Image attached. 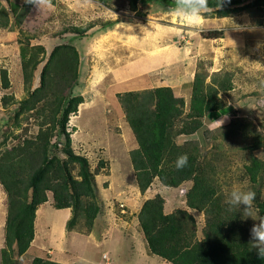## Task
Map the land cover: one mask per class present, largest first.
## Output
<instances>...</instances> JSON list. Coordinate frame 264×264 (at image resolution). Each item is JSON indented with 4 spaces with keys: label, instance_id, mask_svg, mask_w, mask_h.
<instances>
[{
    "label": "rangeland",
    "instance_id": "rangeland-1",
    "mask_svg": "<svg viewBox=\"0 0 264 264\" xmlns=\"http://www.w3.org/2000/svg\"><path fill=\"white\" fill-rule=\"evenodd\" d=\"M15 1L22 2V0ZM111 6L107 7L96 0H56V3H51L42 9L31 7L21 28L26 32L30 44H42L45 51L43 57L39 55L41 60L34 68L28 88H24L21 73L17 71L8 73L10 84L7 88L1 86L0 79V152L21 144L25 138H33L39 121L47 116L49 109V105L42 102L38 108L45 109L44 114L40 115L39 111H22L15 115L19 104L10 99L3 102L2 95L9 94L18 101L27 95V91L39 86L40 72L52 46L69 42L81 54L80 58L82 57V61L79 59L78 64V70L81 65L78 83L72 86L74 94H80L88 81L98 77V74H94L93 65L101 69L106 62H112V65L119 62L130 68L133 67V74L123 73L122 67L119 75L132 81L135 86L142 85L147 80L149 84H153L151 82L154 81L159 84L156 86H168L164 85L165 79L172 77L177 80L174 89L181 88L182 91H186L185 96L182 97L185 105L182 113L173 123L172 133L176 147L175 155L169 159L176 165L179 156L187 154L192 157L195 174L202 186L211 192L213 199H226L227 193L234 187L251 189L256 193V199L253 201L250 213L253 217L259 218L255 202L264 196V5L261 8L252 6L226 15H221L220 9H211L203 14L201 24L195 27L179 18L175 12L176 6L168 7L156 3L138 5L137 9L133 10L126 0H112ZM137 10L140 12L146 10L147 14L138 17ZM107 20H116V22L112 26L101 28L100 23ZM89 23L92 26L84 35L72 38L71 30ZM12 41V45L16 43V31ZM6 42L10 47L8 42H11V39H7ZM16 51L17 49L14 48L12 52L3 54L0 50V69H7L8 66L18 62L19 56ZM89 67L93 71L91 68L89 71ZM195 73L203 78L205 87L212 94L211 99H216L219 108L208 112L202 118V125L192 130L188 102ZM101 81L100 78L97 83ZM115 87L121 89L123 86ZM174 89L172 88L173 92ZM140 90L143 89L131 91ZM124 91H128L127 88L118 93ZM118 93H113L112 87L108 89L103 86L83 94L89 99L101 96L104 102L114 103L118 101ZM88 107L90 105L83 109L79 108L76 116L73 113L68 115L67 130L72 131L71 124L76 127L73 149L88 159L90 170L94 174L93 185L96 187V193L98 192L97 201L105 206L106 201L102 195L109 189L108 173L98 171L97 163L100 155L96 150L87 151L83 147L85 143L78 140V136L85 135V130L89 128L86 124L90 116ZM217 120H223L221 127L218 126ZM114 139L113 144L120 149L121 140L117 137ZM53 149L49 147L50 155L64 156L60 150ZM251 157L259 159L262 164L257 181L253 183L249 180L244 167L245 164H249ZM76 168L71 170L73 174ZM124 175L127 176L128 172ZM194 182V178H190L182 180L177 185L167 186L158 176H154L149 184L150 193L162 196L164 204L165 201L168 204L167 208L171 202L174 207L170 204L169 209L172 211L187 208L186 197L192 190ZM47 196L48 202L43 205L48 210L46 217L49 227L45 232L46 238L43 243L45 250H49L47 254H53V249L56 251L67 249L69 254L78 256L76 258L70 255L74 264H90L89 262L102 264L100 255L106 248L107 241L98 239L100 245H95L91 239H86L85 235L67 228L66 210L50 205L52 202L50 191H47ZM6 200V193L0 184V248L4 242ZM122 202L119 197H113L108 206L118 214H126L127 210ZM241 208L243 210V206ZM164 211L167 210L164 208ZM190 212L203 213L199 210H190ZM243 214L247 216L244 210ZM247 218L252 222V226L258 222L252 217ZM202 222L203 220L197 221L199 226ZM81 229L84 227L82 226ZM113 232H115L114 238L118 240L117 249L119 247L120 251L112 264H125L127 260L129 263L135 261V254L139 253L141 244L138 245L136 241L133 243L124 231L113 229ZM74 237L79 239L72 246L70 243ZM131 245L136 251L130 258L128 250ZM33 249L31 247L26 251L28 253L21 255L19 263L29 264L31 255L38 251L37 249L34 252ZM105 254L111 264L109 254L107 252Z\"/></svg>",
    "mask_w": 264,
    "mask_h": 264
},
{
    "label": "trees",
    "instance_id": "trees-1",
    "mask_svg": "<svg viewBox=\"0 0 264 264\" xmlns=\"http://www.w3.org/2000/svg\"><path fill=\"white\" fill-rule=\"evenodd\" d=\"M96 1L112 7V0ZM126 1L133 10L138 5L156 3L176 6V0ZM51 3H56V0H51ZM208 5V10L220 9L219 13L226 15L252 6L261 8L264 0H226L221 7L219 0H208ZM31 6L24 0L20 3L0 0V28L17 32L24 88H28L34 68L41 60L39 55L43 57L45 51L42 44H30L21 28ZM137 13L138 17H144L147 11L137 10ZM115 22L107 20L100 25L105 28ZM91 26L89 23L71 30L72 38L81 37ZM79 59L78 50L72 43L56 44L41 69L39 86L27 91V95L18 101L9 94L1 97L3 102L10 99L19 104L15 115L22 111L44 114L45 109L38 108L42 102L48 104L49 109L47 116L39 121L33 138H25L21 144L0 152V184L7 198L0 264H21L19 257L27 251L34 236L35 210L47 200V191L51 192L55 208L70 207L71 215L66 221L69 229H81L83 226L89 230L100 211L89 161L86 156L74 151L71 131L67 130L68 115L76 113L78 104L83 101L80 94L72 93V86L78 83ZM0 79L1 86L7 88L10 82L5 68L0 69ZM211 95L203 78L195 73L188 102L192 130L202 125V118L208 112L219 108ZM117 98L138 143L129 156L139 190L144 192L154 176L167 186L190 178L195 180L194 193L192 188L186 197L187 208L166 213L164 198L159 194L142 202L137 217L151 253L173 264H264V259L258 257L250 242L252 222L243 214L242 208L225 203L226 199L211 197V192L202 186L195 174L192 157L188 156L187 166L182 169H177L169 159L175 155L173 123L184 109V99L175 96L170 86L128 90L118 93ZM49 147L60 150L64 156L50 155ZM249 161L244 167L253 183L257 181L262 164L255 157ZM75 167L73 174L71 170ZM255 206L259 217L264 216V196L255 202ZM189 210L204 213L200 237L197 236V220ZM29 264L64 263L47 256H33Z\"/></svg>",
    "mask_w": 264,
    "mask_h": 264
},
{
    "label": "crops",
    "instance_id": "crops-1",
    "mask_svg": "<svg viewBox=\"0 0 264 264\" xmlns=\"http://www.w3.org/2000/svg\"><path fill=\"white\" fill-rule=\"evenodd\" d=\"M1 32L5 34H2ZM14 35H15V30L0 28V46H1L0 50L2 51L3 54H6L7 52L10 53L14 50V48H16L17 51L15 53L19 56V48H17L18 47L17 41H16L17 44L14 43L16 45L14 44L12 45L13 43L12 40L14 39ZM16 38H17V32H16ZM7 39H11V42H8V45H11L10 47L7 46V42H6ZM80 55L81 54H79V56ZM80 59L82 61V57ZM93 67L95 70L94 74H98V77L96 79H93L92 81H88V84H85V89L82 92H80L83 101L78 104L76 113H73L76 116L79 108L82 107L83 109L85 106L90 105V107H88L89 109L88 111H90L88 113H90V116H88L86 123L87 125H89V128L85 130L86 131L85 135H80L78 136L79 139L78 138L76 139L85 143L83 146L84 149H87V151L89 152L96 150V153L100 155V158H98L99 163L96 162L97 164H99L98 171L100 170L99 172L108 173V177L110 179V185H109V189L106 192H104V194L102 195L104 201H106V204L105 206H102L100 204L101 207L100 211L98 215L95 217L92 227L89 230H85V228L84 229L73 228L74 229L73 232H76L81 235H85L86 239H91V241L94 242L95 245L96 244L100 245L98 239L106 240L107 245L106 248L102 250L101 255L107 252L111 258L110 259L111 264L112 261L116 260V255L117 254L119 255L118 252L120 251L119 247L117 249L118 240L114 238L115 232H113V229H118L126 232L127 238H130V240L133 241V243L136 241L138 245L141 244V249L139 250V253L137 252L135 254V261L132 260V262L129 263V261L127 260L125 264H173L167 261L166 259H163L161 256L151 253L147 241L145 240L143 232L140 228L137 214L142 205V202L147 198L153 197L155 194L150 193L151 186H148L144 192H141L135 182V176L133 172V166L130 161L129 151L137 148L138 143L129 123L125 119V115L123 113L121 106L119 105V102L118 101L114 103H112L111 101L104 102L101 96L91 97L89 99L83 94L84 92H90V90H94V89L96 90L102 88L103 86L107 87L108 89L112 87L113 93H118L120 91H123L124 88H127V90L146 89V88L154 87L159 84L155 83L154 81L151 82L153 84H149L150 82L147 80L144 82V84L142 85L136 84L137 86H135L132 81H128L127 78L119 75V70L122 69V67H123V73L125 72L126 74H133V70H132L133 67L130 68V66L128 65H123V63L117 62V63H113L112 65V62L111 63L106 62L105 64H103V66H101V69H99L98 66L93 65ZM90 68L91 67H89V71ZM6 70H7V75L8 73L10 74L12 71H17L18 73H21L20 57L18 58V62L15 63V65L8 66ZM127 70H129V72H127ZM80 71H81V65H79V70H78L79 75H80ZM100 78L102 79L101 83H97V80ZM164 81H165L164 85H168L173 89L175 85H177L176 84L177 80H175L172 77L168 78V80L165 79ZM100 84L101 86H99ZM115 86H123V87L120 89V87H115ZM176 88H178V86H176ZM174 92L179 97H183L186 94V91H182L181 88L179 90L174 89ZM95 98H97V100ZM71 127L73 128L70 134L72 147L75 148L74 136L76 137L77 130L73 124H71ZM115 137L121 140L120 145L122 146L120 149H117L116 146L113 144V141H115L114 139ZM123 168H126V170H123ZM127 172L128 175L125 176L124 174H126ZM113 197H119L120 199L123 200L122 203L125 204L127 210L126 214H118V212L116 211L114 212L108 206V203H110V200ZM47 202L48 201L46 200L45 202L39 204L35 210L34 236L28 249L32 247L34 248L33 249L34 252H36L37 249L38 251L36 252V254L31 255V257L47 256L54 261H58L64 264H74L73 261H71L72 260L71 256L78 258L76 254L73 255L69 254V250L67 249L62 251L60 250L56 251V249H53V254H47L49 250L48 249L45 250L43 246L44 240L46 238L45 232L49 227L48 220L46 217L48 210L43 207V205L46 204ZM170 204L169 207L167 208L168 204H166L165 201L164 208L165 210H167L166 213L172 211L171 209H169L170 206L172 205ZM50 205H52V202L50 203ZM172 207H174V205H172ZM59 209L66 210V214H65V222H66L71 215L70 207H63ZM189 213H191L196 218L197 221L203 220L202 225L199 226L198 224V229H197V236L200 237L202 235L201 227L204 225V214L190 212V210ZM78 239H79L78 237H74L70 244L73 246L74 244H76ZM128 251L130 252L128 256L131 258L132 256H134L133 252L136 251V249L131 245L129 246ZM89 263L92 264L91 262ZM102 264H104L103 261Z\"/></svg>",
    "mask_w": 264,
    "mask_h": 264
},
{
    "label": "clouds",
    "instance_id": "clouds-1",
    "mask_svg": "<svg viewBox=\"0 0 264 264\" xmlns=\"http://www.w3.org/2000/svg\"><path fill=\"white\" fill-rule=\"evenodd\" d=\"M226 0H219V7H221ZM25 4L32 5L38 9L49 6L51 0H24ZM208 0H176L175 12L181 20L190 26H198L201 24L203 14L208 11ZM218 126L221 127L223 120H217ZM188 156L183 154L176 160V168L182 169L187 166ZM256 199V193L251 189L234 187L227 193L225 203L239 207L243 206V210L247 213L246 217H252L258 221L254 223L250 229V242L252 247L256 249L259 258L264 259V216L259 218L253 217L250 209L253 206V201Z\"/></svg>",
    "mask_w": 264,
    "mask_h": 264
},
{
    "label": "built area",
    "instance_id": "built-area-1",
    "mask_svg": "<svg viewBox=\"0 0 264 264\" xmlns=\"http://www.w3.org/2000/svg\"><path fill=\"white\" fill-rule=\"evenodd\" d=\"M120 205L122 206V204H120ZM101 258H102L104 264H110V261H109V258L107 257V254L103 253L101 255Z\"/></svg>",
    "mask_w": 264,
    "mask_h": 264
}]
</instances>
